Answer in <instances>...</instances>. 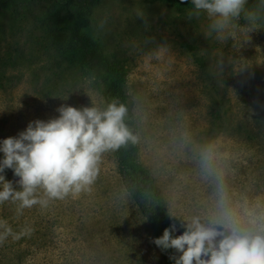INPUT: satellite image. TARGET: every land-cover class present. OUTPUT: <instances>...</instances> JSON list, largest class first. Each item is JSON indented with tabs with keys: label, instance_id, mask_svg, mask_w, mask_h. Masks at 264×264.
<instances>
[{
	"label": "rangeland",
	"instance_id": "1",
	"mask_svg": "<svg viewBox=\"0 0 264 264\" xmlns=\"http://www.w3.org/2000/svg\"><path fill=\"white\" fill-rule=\"evenodd\" d=\"M190 7L99 0L86 29L128 69L139 159L161 190L174 235L185 231L184 220L214 212L216 183L200 166L205 146H215L233 204L264 203V0H247L224 39L207 35L209 19L189 18ZM52 50L27 14L0 11V142L31 121L58 117L61 105L106 108L100 76L58 63ZM3 174L18 187L11 169ZM15 208L0 205V221L15 233L32 231L0 244V264H165L112 151L91 191L22 215Z\"/></svg>",
	"mask_w": 264,
	"mask_h": 264
},
{
	"label": "clouds",
	"instance_id": "2",
	"mask_svg": "<svg viewBox=\"0 0 264 264\" xmlns=\"http://www.w3.org/2000/svg\"><path fill=\"white\" fill-rule=\"evenodd\" d=\"M246 3L191 0L187 15L206 16L210 21L207 35L215 32L218 39H224L231 21L239 18ZM57 111L58 117L31 121L18 136L0 142L4 154L0 160V205H15L17 215L37 205L47 207L52 200L91 191L103 154L137 142L124 122L127 107L116 100L103 110L61 105ZM200 166L204 178L211 177L216 183L213 214L184 220L185 231L180 235H173L177 227L170 224L153 243L162 251L180 253L170 257L174 264H264V203L233 204L224 173L216 165L214 145L201 150ZM5 169L13 171L18 187L5 179ZM31 231L25 228L15 233L7 222L0 221V244L10 236L20 239Z\"/></svg>",
	"mask_w": 264,
	"mask_h": 264
},
{
	"label": "trees",
	"instance_id": "3",
	"mask_svg": "<svg viewBox=\"0 0 264 264\" xmlns=\"http://www.w3.org/2000/svg\"><path fill=\"white\" fill-rule=\"evenodd\" d=\"M99 0H0V11L27 14L40 27L52 48L53 57L66 66L80 64L96 72L104 84L105 106L113 100L127 107L124 122L136 136V122L132 100L127 87V67L120 61L102 53L96 41L86 31L89 15ZM191 4L185 0L183 5ZM122 185L145 217L152 238L160 237L166 227L173 224L161 190L152 172L138 155V142L112 151ZM174 235V233H173ZM175 236V235H174ZM156 250L165 264H173L174 249Z\"/></svg>",
	"mask_w": 264,
	"mask_h": 264
}]
</instances>
